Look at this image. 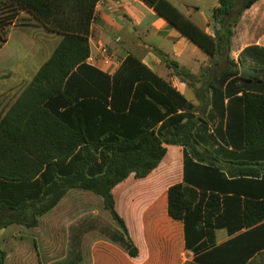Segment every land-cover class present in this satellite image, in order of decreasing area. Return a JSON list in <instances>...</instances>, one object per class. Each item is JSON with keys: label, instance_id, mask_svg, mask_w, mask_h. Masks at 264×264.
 Returning a JSON list of instances; mask_svg holds the SVG:
<instances>
[{"label": "trees", "instance_id": "1", "mask_svg": "<svg viewBox=\"0 0 264 264\" xmlns=\"http://www.w3.org/2000/svg\"><path fill=\"white\" fill-rule=\"evenodd\" d=\"M142 1L209 57L227 49L230 23L215 39L168 1ZM218 1L213 19L221 24L232 12L235 0ZM239 1L238 14L257 0ZM96 2L0 0L4 8L24 10L63 36L0 117V230L11 225L36 227L38 219L68 191L84 190L102 199L103 209L129 241L125 223L115 210L112 189L130 174L136 180L145 178L166 154V146L187 148L198 164L206 163L194 165L204 172L223 170L214 153L201 154L196 149L198 119L192 113L193 106L138 60L127 56L112 76L85 63ZM164 62L177 77L189 76L176 63ZM219 96H212V106L222 103ZM234 101L241 111L227 123L228 144L247 153L264 151V94L248 92ZM228 163L236 166L227 170L230 178L264 175V165L258 161ZM196 199L193 188L174 184L167 189L166 214L183 223L194 217L193 235H198L196 225L202 218L206 243L196 249L200 252L214 246L212 222L220 213V199L211 193L203 215L194 207ZM242 219L245 228L264 222V200H244ZM129 254L136 255L133 245ZM0 264H4L2 251Z\"/></svg>", "mask_w": 264, "mask_h": 264}, {"label": "crops", "instance_id": "2", "mask_svg": "<svg viewBox=\"0 0 264 264\" xmlns=\"http://www.w3.org/2000/svg\"><path fill=\"white\" fill-rule=\"evenodd\" d=\"M166 1L212 38L221 37L230 23L232 34L227 49L209 57L142 0H97L87 34L88 56L93 58V63L88 64L86 60L85 63L112 76L127 56L138 60L193 106L192 113L198 119L194 129L197 151L201 154L212 152L221 160L219 163L223 170L207 173L194 167L195 164L201 166L206 163L198 164L187 148L168 145L158 166L145 178L139 179L151 178L146 194L148 198L156 197V202L160 197L165 213L167 189L174 184L188 186L197 192L194 207L201 215L208 207L209 195L219 196L220 213L212 222L214 246L206 250L196 252L206 243V226L202 218L196 225L198 235H193L194 217L183 223L172 221L166 214L177 228L181 251L187 261L190 264H264V222L245 228L242 219L244 200H264V175L254 179L230 178L227 171L236 167L228 163L230 160L258 161L264 165V151L247 153L239 148L233 149L226 136L228 121L234 113L241 111V106L234 99L248 92L264 94V0L255 1L239 14L241 3L235 0L232 12L221 24L213 19L214 11L219 8L218 0ZM15 11L16 18H21L20 22H11L0 38V81H11L13 67H18L14 72L18 79L17 83L4 86L0 93L2 107L6 105L0 117L32 81L63 38L28 12ZM8 46L11 52L5 58L3 52ZM101 46L112 53L111 63L102 62ZM32 58L40 62L31 78H26ZM164 60L176 63L189 76L177 77ZM240 67L258 71L259 76L241 77ZM225 73L231 75L224 76ZM212 96H219L222 103L212 106ZM130 176L133 177L130 174L123 182ZM75 191L86 193L84 190H70L64 197Z\"/></svg>", "mask_w": 264, "mask_h": 264}, {"label": "rangeland", "instance_id": "3", "mask_svg": "<svg viewBox=\"0 0 264 264\" xmlns=\"http://www.w3.org/2000/svg\"><path fill=\"white\" fill-rule=\"evenodd\" d=\"M20 20L15 10L0 3V38L11 22ZM10 52L8 46L5 58ZM39 62L30 59L26 78H31ZM17 69L12 68L11 81H0V93L4 86L17 83ZM2 106L0 99V116L6 108ZM150 184V177L135 180L130 176L113 190L115 210L125 223L129 241L103 209L100 197L75 191L40 217L36 227L11 225L0 230L4 264H190L161 198L156 202V197L146 194ZM131 245L135 257L128 252Z\"/></svg>", "mask_w": 264, "mask_h": 264}, {"label": "built area", "instance_id": "4", "mask_svg": "<svg viewBox=\"0 0 264 264\" xmlns=\"http://www.w3.org/2000/svg\"><path fill=\"white\" fill-rule=\"evenodd\" d=\"M99 54H100L101 60L104 64H109L113 61V55L106 47H104V46L99 47ZM86 62L88 64L93 63V58L91 56H88L86 58Z\"/></svg>", "mask_w": 264, "mask_h": 264}, {"label": "water", "instance_id": "5", "mask_svg": "<svg viewBox=\"0 0 264 264\" xmlns=\"http://www.w3.org/2000/svg\"><path fill=\"white\" fill-rule=\"evenodd\" d=\"M239 75L241 77H257V76H259V72L254 71L252 69H249L247 67H240L239 68Z\"/></svg>", "mask_w": 264, "mask_h": 264}]
</instances>
